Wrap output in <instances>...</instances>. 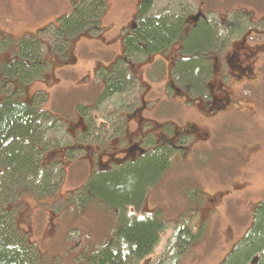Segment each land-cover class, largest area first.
Wrapping results in <instances>:
<instances>
[{"label":"flooded vegetation","instance_id":"obj_1","mask_svg":"<svg viewBox=\"0 0 264 264\" xmlns=\"http://www.w3.org/2000/svg\"><path fill=\"white\" fill-rule=\"evenodd\" d=\"M212 1L172 0L173 8L169 12L153 16L154 19L169 18L172 25L179 26V31L158 50L159 54L149 59L151 69L143 74L140 67L137 68L140 61H134L143 56L142 51L132 55L126 53L125 58L117 62L123 67V72L128 73L121 74L124 84L120 79L117 80V87L121 91L106 98L101 91L92 102L78 103L74 115L67 117V120L55 116L61 120L59 134L65 136L63 139L69 141L68 148L73 151V158L68 161V165L87 162L91 167L89 176L110 171L117 166L138 164L159 154L165 155L168 168L172 163L184 166L181 169H186L185 175L190 178V170H193L194 165L204 163V160L207 164H221L228 170V176L219 184L221 189L212 190L210 194L204 189L206 183L197 185L194 182L192 192L200 190L206 197L201 215L194 221L197 226H192L189 224L190 219H185V227H196L201 236L205 228L212 226L219 229L218 241L221 245L217 253L220 258L216 264H264V239H256L253 235L261 214H264V188L251 207L254 211L251 222L247 210L255 196L253 182L251 179L248 182L249 168L259 163L264 153V0H229V3L219 2L216 9L210 8ZM31 9H22L21 13L25 16L18 21L20 30L24 36H36L45 42L48 41L44 36L50 34L53 42L61 18L39 27L34 25L36 17ZM137 30L139 24L133 23L125 34L127 39ZM202 31L211 32L214 39L212 43L207 42L202 46L200 54L198 45L192 49L191 42L197 36L200 37ZM82 38L90 39L92 36L85 32L78 37V41ZM7 40L0 33V55ZM199 42L200 38L196 43ZM48 44V50L53 51L48 58L51 67L56 65L54 56L66 55L68 43L63 46L64 50L63 47ZM169 50L173 54L164 56L169 68L162 81H165L163 92L145 91L149 84L143 78L155 86L162 84L156 82L160 70L159 57ZM192 50L196 52L191 53ZM75 51L70 55L72 59L64 62V65L76 62ZM194 54L198 55L197 59L193 57ZM8 60L0 56V77L1 69ZM193 62H202L203 66L207 64V69H201L198 84L191 83L189 79L184 80L181 73V64ZM103 67L104 70L99 69L100 74L104 75L102 79L95 72L102 89L107 88L108 83L113 86L111 78L117 74L109 69L105 75L107 68ZM50 69L31 82L43 80L57 83V77L51 79ZM135 69L139 72L137 74L136 71L134 77L129 73ZM17 83H14L15 86ZM135 83L141 86V91L126 92ZM14 84L11 88L15 87ZM24 85L19 90L18 99L24 94ZM147 92L150 99L145 95ZM41 96L38 95L34 101L39 100L44 105L46 99ZM110 101L114 102L110 104ZM67 122L71 127L66 128L64 133L62 123ZM216 179L217 182L220 180L218 177ZM241 179L244 180L237 188V180ZM191 184L193 182H186V186ZM245 208L247 211H242ZM193 209L197 211V208ZM143 210H146L145 206ZM146 211L160 212L158 208ZM226 216L232 219L226 221Z\"/></svg>","mask_w":264,"mask_h":264},{"label":"rangeland","instance_id":"obj_2","mask_svg":"<svg viewBox=\"0 0 264 264\" xmlns=\"http://www.w3.org/2000/svg\"><path fill=\"white\" fill-rule=\"evenodd\" d=\"M143 1L107 0V5L104 9L105 13L99 22L101 30L97 27L86 30L85 32L92 38H82L78 41L76 36L68 44L65 56L56 55L53 57L56 60V65H51L49 67L51 69L48 72L52 80L57 77V83L43 80L30 82L24 85V94H21L20 91L19 100L23 103H31L38 95H42L46 102L41 107L67 120V117L74 115L78 103L92 102L101 91L105 92L106 88L102 89V84L97 78L102 79L104 77V75L100 74L99 69L104 70L103 66H105L107 68L105 75L109 69L122 75L128 74L123 72V67L117 62L125 58L126 44L123 36H125L133 23L138 24L135 18H139L137 11ZM219 2L229 3V0H213L210 8L216 9L220 5ZM81 3L82 0H0V33L6 36L8 40H12L4 46L0 56L5 59L10 58L13 53V47L18 49L19 43L25 38L24 33L18 26L19 19L25 16L21 13L23 8H32L31 10H33L36 17L34 25L40 27L70 15L75 8L81 7ZM153 8V13L157 14L156 16L166 14L173 8L172 0H155ZM153 15H150V17L154 18L155 15ZM84 33L81 35L83 36ZM125 37L127 39V36ZM44 39L53 44V46L56 45L54 42L52 43L50 34L44 36ZM73 42H76V44H73ZM140 43L142 47H147L144 40H141ZM200 46L203 49L202 46L204 45ZM75 49V52H77L76 62L64 65V62L69 61L70 55ZM157 52H146L147 54L137 57L136 61H134L135 63L140 61L135 65L137 68L140 67L143 74H145L146 70L151 69L149 68L151 66L149 59L159 54ZM162 54L159 57L161 58L159 62L160 70L157 72L156 80L160 84L165 78L166 70L169 68V62L164 56L170 57L173 53L169 50ZM193 57L197 59L198 55L194 54ZM113 60L115 62H112ZM99 62H101V65L99 64L98 66ZM136 71L138 74L139 71L136 69L129 74L135 77ZM95 72L98 74L97 77ZM142 80L149 84L145 91L150 92L153 90L155 92L156 90L157 93L163 92L165 81L161 85L155 86L146 78ZM107 89L108 91L111 90V84H107ZM132 90L135 92L141 91V86L136 83L132 84L126 92ZM145 95L147 99H150L148 92ZM113 102L110 101V104ZM70 127L71 125L69 124L68 126V122L62 123L64 133L66 128L70 129ZM261 155H263L261 157L262 160L255 166H250L249 179L247 178L248 182L250 179L253 182L252 190L255 193L253 202L247 206L249 222L252 221V215L254 214L251 207L259 199V194L264 188V153ZM205 163L206 161L204 160V163L194 165L193 170L188 169L190 170L191 178L185 175L186 169L184 171L181 169L185 168L184 166L177 163L169 164L170 168L166 169L157 187L155 186L149 192L145 209L158 208L161 219L168 222L170 227L175 225L176 227L186 226L185 222L188 219H190L189 224L197 226L194 221L198 220L201 215L206 196L201 194L200 190L196 191L195 189L192 192L195 185L194 182L197 185L206 183L204 189L211 194L213 193L212 190L221 189L219 186L220 182L225 176H228V170L224 169L221 164ZM65 165V172L64 170L62 171L61 166L53 169L55 177L58 178L57 181L53 179L54 183L58 184L61 176L63 180L60 182L57 196L26 194L22 197H13L14 199L9 205V208L15 210L14 215H10L13 223H17L19 228L27 232L30 241L34 243L35 248L41 254V259L43 257L41 260L42 264H87L85 257L88 252L98 251L107 245L113 238L117 227L115 209L108 207L98 199H85L83 201L80 199V195L82 196L83 194L81 192L76 193L78 190L81 189L83 191L85 188L90 175V165L85 161ZM216 177L221 181L217 182ZM140 179L141 176L132 175L129 177V182H131L132 187H136L138 184L141 185ZM242 180L244 179L237 180L239 183H237V188H239ZM26 181L31 184L30 180L26 179ZM186 182H193V184L186 186ZM32 183L34 184V182ZM115 184L117 185L118 183ZM188 187L191 189L188 190ZM2 205H5V203H2ZM193 208H197V211ZM146 210H143V212H148ZM247 210L246 208L242 209V211ZM4 211H6V205L4 210H1L0 207V214ZM225 219L229 221L232 217L226 216ZM193 228L191 227V232H199L196 227ZM173 230L172 228L171 230L169 229L167 234L163 236L160 246L155 250V254L146 258L143 263L150 261V264H165L163 255L166 252L168 240L173 236ZM219 233V229H215L212 226L203 229L202 236L200 235L201 237L193 244L189 252L184 255L182 264H216L220 258L217 253L220 244L218 241Z\"/></svg>","mask_w":264,"mask_h":264},{"label":"trees","instance_id":"obj_3","mask_svg":"<svg viewBox=\"0 0 264 264\" xmlns=\"http://www.w3.org/2000/svg\"><path fill=\"white\" fill-rule=\"evenodd\" d=\"M154 2L145 0L138 7L139 30L125 40V51L129 55L138 51H142L143 55L158 51L179 31V26L172 25L167 17H150L154 14ZM106 5L107 0H82L81 7L75 8L70 15L60 19L53 38L54 44L63 47L65 43H71L74 37L81 36L88 29H101L99 22L105 13ZM199 35L200 37L197 36L191 42V47L194 49L198 45L197 50L202 54L200 45L212 43L214 36L206 31L200 32ZM24 37L18 49L13 47L12 56L2 67L0 77L1 210H4L6 205V211L0 214V264H42L43 257L41 259V254L30 241L27 232L19 228L17 223H13L10 215H14L15 210L9 208V205L13 197L26 194L57 196L60 182L63 180L61 176L60 182L54 183L53 179L57 181L58 178L55 177L53 169L61 166L65 172V164L73 158V151L67 145L69 141L59 134L61 120L54 113L44 110L42 103L38 101L23 103L18 99L22 85L40 77L49 68L48 58L53 53L48 50V42L42 38ZM198 38L200 42L196 43ZM141 40L145 41L148 48H141ZM201 40L204 42L201 43ZM10 41L12 40H7L5 44ZM193 51L196 52L192 50L191 53ZM180 67L184 80L188 78L191 83L198 84L201 69H207V64L203 66L202 62H193L181 64ZM121 78L123 79L120 73L111 78L113 86L110 91L105 89L104 98L112 97L114 93L121 91V88L117 87V80ZM16 81L17 86L14 84ZM13 84L15 87L11 88ZM167 168L165 155L159 154L138 164L117 166L110 171L89 176L83 191L80 189L76 193L83 194L80 195L83 201L98 199L115 209L117 227L107 245L98 251L88 252L85 257L87 264H150V261L143 262L155 254L163 236L171 228L174 229L173 236L168 240L163 262L182 264L184 255L201 237V233H193L185 226L170 227L161 219L160 212H143L149 190L155 186ZM132 175L141 176V185L131 186L129 177ZM26 179L30 180L31 184H28ZM253 235L256 239H264V214H261Z\"/></svg>","mask_w":264,"mask_h":264}]
</instances>
